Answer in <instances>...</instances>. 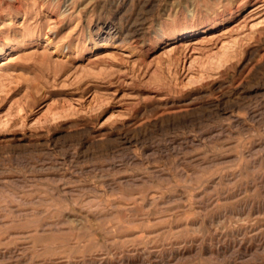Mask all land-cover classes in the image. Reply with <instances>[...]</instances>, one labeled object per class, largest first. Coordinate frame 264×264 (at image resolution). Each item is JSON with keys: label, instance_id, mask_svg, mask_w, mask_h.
<instances>
[{"label": "rangeland", "instance_id": "rangeland-1", "mask_svg": "<svg viewBox=\"0 0 264 264\" xmlns=\"http://www.w3.org/2000/svg\"><path fill=\"white\" fill-rule=\"evenodd\" d=\"M0 264H264V0H0Z\"/></svg>", "mask_w": 264, "mask_h": 264}, {"label": "bare ground", "instance_id": "bare-ground-1", "mask_svg": "<svg viewBox=\"0 0 264 264\" xmlns=\"http://www.w3.org/2000/svg\"><path fill=\"white\" fill-rule=\"evenodd\" d=\"M16 5H17V4H16ZM96 49H97V48L95 47L94 50L96 51Z\"/></svg>", "mask_w": 264, "mask_h": 264}]
</instances>
